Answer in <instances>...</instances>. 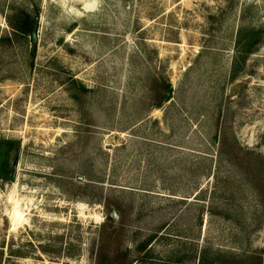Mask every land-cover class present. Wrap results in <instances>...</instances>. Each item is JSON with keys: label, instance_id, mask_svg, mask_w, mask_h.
<instances>
[{"label": "rangeland", "instance_id": "rangeland-1", "mask_svg": "<svg viewBox=\"0 0 264 264\" xmlns=\"http://www.w3.org/2000/svg\"><path fill=\"white\" fill-rule=\"evenodd\" d=\"M85 3L0 0V264H264V0Z\"/></svg>", "mask_w": 264, "mask_h": 264}, {"label": "trees", "instance_id": "trees-1", "mask_svg": "<svg viewBox=\"0 0 264 264\" xmlns=\"http://www.w3.org/2000/svg\"><path fill=\"white\" fill-rule=\"evenodd\" d=\"M26 20H27L28 30H29V28H30L29 26H31V20L29 21V19L27 17H26ZM253 35H254V32L253 31H250L249 34H248V36H247V38H246V40H245V44L246 45H249L251 43V41L248 42L247 40L250 39V38H252ZM248 37H250V38H248ZM197 264H204V259H203L202 256L198 259Z\"/></svg>", "mask_w": 264, "mask_h": 264}, {"label": "clouds", "instance_id": "clouds-1", "mask_svg": "<svg viewBox=\"0 0 264 264\" xmlns=\"http://www.w3.org/2000/svg\"><path fill=\"white\" fill-rule=\"evenodd\" d=\"M96 4H98V0H94V3L92 5L85 3L84 7L86 10H92L96 6Z\"/></svg>", "mask_w": 264, "mask_h": 264}, {"label": "water", "instance_id": "water-1", "mask_svg": "<svg viewBox=\"0 0 264 264\" xmlns=\"http://www.w3.org/2000/svg\"><path fill=\"white\" fill-rule=\"evenodd\" d=\"M34 37L33 35V32L31 33V39ZM16 161H17V158L15 157L13 162H12V165H11V170L12 172L15 170V165H16Z\"/></svg>", "mask_w": 264, "mask_h": 264}, {"label": "bare ground", "instance_id": "bare-ground-1", "mask_svg": "<svg viewBox=\"0 0 264 264\" xmlns=\"http://www.w3.org/2000/svg\"><path fill=\"white\" fill-rule=\"evenodd\" d=\"M12 225H14V221H17V218L15 217L14 214H12L11 218H10Z\"/></svg>", "mask_w": 264, "mask_h": 264}]
</instances>
